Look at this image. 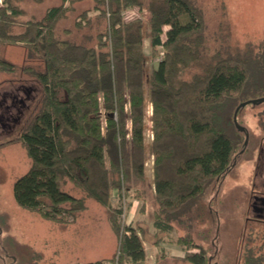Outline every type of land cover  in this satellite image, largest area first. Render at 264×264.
<instances>
[{
    "label": "trees",
    "instance_id": "trees-1",
    "mask_svg": "<svg viewBox=\"0 0 264 264\" xmlns=\"http://www.w3.org/2000/svg\"><path fill=\"white\" fill-rule=\"evenodd\" d=\"M46 1L4 0L0 7V44H22L44 63L42 72L33 73L40 108L21 129L32 166L15 185L16 201L65 222V214L76 218L87 208L84 198L64 189L72 184L107 209L119 239L118 264H147L140 233L134 224H121L124 210L113 205V197L141 202L144 213L151 193L153 224L161 235L155 243L172 231L173 222L233 164L239 142L224 122L235 125L241 104L236 107V99L259 64L262 79L255 83L264 91V38L259 46L213 47L193 0H93L82 11L77 6L85 0H61L41 17L25 8ZM133 7L147 12L148 23L126 19ZM73 14V27L59 33L58 23ZM165 26L170 28L163 38ZM94 29L95 34L83 32ZM146 37L153 57L159 47L164 50L153 69ZM4 65L0 61V69ZM0 108L6 111L1 96ZM150 158L152 179L146 175ZM176 242L186 250L185 261L208 263V251L191 237Z\"/></svg>",
    "mask_w": 264,
    "mask_h": 264
},
{
    "label": "rangeland",
    "instance_id": "rangeland-1",
    "mask_svg": "<svg viewBox=\"0 0 264 264\" xmlns=\"http://www.w3.org/2000/svg\"><path fill=\"white\" fill-rule=\"evenodd\" d=\"M2 1L4 3V0ZM59 1L47 0L39 6L28 3L25 8L41 17L47 7L58 5ZM193 1L201 12L205 34L213 47L243 48L248 44L259 46L262 42L264 0ZM92 6L93 3L86 1L79 4L77 9L82 11ZM137 17H143L148 23L147 12L126 15L127 20ZM73 19L74 14L62 19L57 25L59 33L63 29L72 28ZM169 28L164 27L163 38ZM19 30L17 27L15 32ZM83 32L95 34L96 31L94 29ZM150 46V38L146 37L145 53L149 58V67L153 69L164 57V50L159 47L153 57ZM0 61L5 64L4 68L0 69V92L20 87L21 84L39 88L33 81V73L42 72L44 63L24 45L0 44ZM7 65L12 66L11 69H7ZM262 66L263 64L257 66L246 90L236 99V107L242 102L264 96V91L257 89L255 83L262 79ZM32 93L35 99L28 103L29 107L22 115V123L19 122L16 130L11 128L13 121L10 122V118H6L8 112L5 113L6 111L0 108V114H5V121L1 122L3 119L0 118V264H89L109 260L119 253V239L112 228L109 213L95 200L87 198L80 189L73 188L72 184L64 186L65 190L71 191L76 197L84 198L87 206L76 218L65 214V222L46 219L37 211L21 207L16 201L15 185L32 166V159L21 139V131L36 116L42 101L40 88L37 93ZM263 110L264 103L249 104L239 112L238 124L245 125L252 134H260V119L264 120V117H261L259 111ZM151 116L152 107L149 105L145 119L148 145L153 138ZM224 123L230 136L239 142L233 159L235 165L230 167V175L235 179H215L201 200L173 222L172 231L167 235L162 234L159 244L155 243L161 235H156L153 224V211L156 206L151 193L148 195L149 205L144 213L140 211L142 204L139 201L113 198L116 208H126L125 215L122 214L118 218L121 224H134L136 231L140 233L147 264H192L181 258L186 250L176 242L185 236L191 237L193 242L206 248L207 264H264V225L261 227L246 220L247 198L245 192H238L241 190L244 176L248 172L251 175L253 167L242 165L244 162L240 152L243 139L236 128L237 125H230L227 120ZM146 175L152 179L151 158L146 164ZM231 188L234 189L230 191ZM136 222H140V225Z\"/></svg>",
    "mask_w": 264,
    "mask_h": 264
},
{
    "label": "flooded vegetation",
    "instance_id": "flooded-vegetation-1",
    "mask_svg": "<svg viewBox=\"0 0 264 264\" xmlns=\"http://www.w3.org/2000/svg\"><path fill=\"white\" fill-rule=\"evenodd\" d=\"M37 88L27 87L25 84H21L20 87H12L9 92H0L3 104L6 105V112L9 117L6 116L7 120L10 118L12 122L11 128L15 130L18 128V124L21 121L23 112L28 109V103L33 101L34 95L32 92L37 93ZM264 97V96H262ZM7 98H10L8 101ZM31 103V102H30ZM264 103V102H263ZM251 104V103H249ZM247 104L246 106H248ZM262 104V103H260ZM246 106L242 107L244 109ZM239 111V112H240ZM261 117H264V110L259 111ZM5 121V119H4ZM261 121V133L256 135L252 134L245 125H239L240 135L243 139L241 158H243L242 165H252L251 175L246 173L244 180L240 185L241 190L238 191L240 194L244 193L247 198V221H252L255 224L263 227L264 225V120ZM236 163V162H235ZM235 165V164H232ZM241 165V166H242ZM231 168L223 176L225 180H234V177L230 175ZM241 175V174H240ZM240 178V177H239ZM238 178V179H239ZM233 187V186H232ZM231 188L230 191H232ZM249 214V215H248ZM6 263V262H5Z\"/></svg>",
    "mask_w": 264,
    "mask_h": 264
},
{
    "label": "water",
    "instance_id": "water-1",
    "mask_svg": "<svg viewBox=\"0 0 264 264\" xmlns=\"http://www.w3.org/2000/svg\"><path fill=\"white\" fill-rule=\"evenodd\" d=\"M264 102V97H261V98H257V99H253V100H250V101H245V102H242L236 109L235 111V114H234V122L235 124L237 125V127H239V124H238V121H237V116H238V112L239 110L246 106L247 104L251 103V104H260V103H263Z\"/></svg>",
    "mask_w": 264,
    "mask_h": 264
},
{
    "label": "crops",
    "instance_id": "crops-1",
    "mask_svg": "<svg viewBox=\"0 0 264 264\" xmlns=\"http://www.w3.org/2000/svg\"><path fill=\"white\" fill-rule=\"evenodd\" d=\"M86 1H90L91 3H93V0H85L84 2H86ZM61 3V0L59 1V4ZM58 4V5H59ZM52 6H57V5H52ZM144 12H146L145 10H143V11H140L139 10V8H137V7H133V8H130L129 10H127L126 12H125V16L128 14V13H131V14H144ZM138 18V17H137ZM113 198H116V196H114ZM131 208H133V206L131 207ZM165 261V260H164ZM146 263H147V261H146Z\"/></svg>",
    "mask_w": 264,
    "mask_h": 264
},
{
    "label": "built area",
    "instance_id": "built-area-1",
    "mask_svg": "<svg viewBox=\"0 0 264 264\" xmlns=\"http://www.w3.org/2000/svg\"><path fill=\"white\" fill-rule=\"evenodd\" d=\"M4 6V3L2 0H0V7ZM125 202V201H124ZM124 211H123V215H125V206L123 207ZM73 220V219H71ZM103 264H118V256L116 257V260L115 261H109V262H104Z\"/></svg>",
    "mask_w": 264,
    "mask_h": 264
}]
</instances>
